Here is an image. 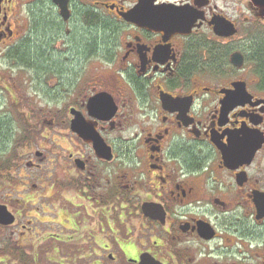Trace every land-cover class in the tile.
Wrapping results in <instances>:
<instances>
[{"label":"flooded vegetation","instance_id":"flooded-vegetation-1","mask_svg":"<svg viewBox=\"0 0 264 264\" xmlns=\"http://www.w3.org/2000/svg\"><path fill=\"white\" fill-rule=\"evenodd\" d=\"M258 1L0 0V264H264Z\"/></svg>","mask_w":264,"mask_h":264},{"label":"rangeland","instance_id":"rangeland-1","mask_svg":"<svg viewBox=\"0 0 264 264\" xmlns=\"http://www.w3.org/2000/svg\"><path fill=\"white\" fill-rule=\"evenodd\" d=\"M44 64V63H42ZM47 63H45L46 65ZM48 65V64H47ZM9 76H11V79L8 78L6 80V84L9 83V85L13 84V81H16V73H18V70L8 69ZM7 79V75L5 77ZM41 89H40V98L37 99L35 96V99L32 100V94L31 90L28 89L29 87V78L26 77V84H25V104H26V111L24 117L19 116L18 111V99L20 96L18 94L19 90H14L12 93H6L5 91H2L0 93V139L4 135L2 127L7 129V138L5 140L0 141V165L7 161L10 157L13 155L18 154L19 147L17 146V139L16 135L19 131V127H29L28 125L32 122L33 117L29 113L28 107L31 106V103L35 105V103L39 104V107L41 109L40 113V120L41 122L45 121L48 117V113H50V109L52 106L51 98L49 97L50 94V81L53 80L49 75L47 76H41ZM35 102V103H34ZM30 114V115H29ZM45 127H42L41 133L42 136L39 138L40 140V146L44 149L48 150V139H45V136H47V133L44 132ZM47 132V131H46ZM5 134V137H6ZM8 139V140H7Z\"/></svg>","mask_w":264,"mask_h":264},{"label":"water","instance_id":"water-1","mask_svg":"<svg viewBox=\"0 0 264 264\" xmlns=\"http://www.w3.org/2000/svg\"><path fill=\"white\" fill-rule=\"evenodd\" d=\"M256 4H260V1H258V0H253ZM264 1V0H263ZM173 29L175 30V31H184V30H189L190 29V26H187V25H182L181 23H178V24H176L174 27H173ZM235 33V30H232L230 33H228L229 35H232V34H234ZM237 59V61H235ZM232 61H233V63H234V65L235 66H237V67H241V65H242V63H241V60H240V58L238 57H236V56H233V58H232Z\"/></svg>","mask_w":264,"mask_h":264},{"label":"trees","instance_id":"trees-1","mask_svg":"<svg viewBox=\"0 0 264 264\" xmlns=\"http://www.w3.org/2000/svg\"><path fill=\"white\" fill-rule=\"evenodd\" d=\"M260 44V45H259ZM257 50H256V57L259 60L260 70L264 73V43H258L257 44ZM43 55L41 56V59L43 60Z\"/></svg>","mask_w":264,"mask_h":264}]
</instances>
